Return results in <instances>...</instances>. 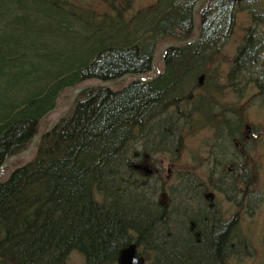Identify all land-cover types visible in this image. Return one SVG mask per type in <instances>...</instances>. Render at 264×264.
Here are the masks:
<instances>
[{
  "label": "trees",
  "instance_id": "trees-1",
  "mask_svg": "<svg viewBox=\"0 0 264 264\" xmlns=\"http://www.w3.org/2000/svg\"><path fill=\"white\" fill-rule=\"evenodd\" d=\"M133 1L86 0L80 5L70 0H0V167L30 146L40 121L57 109L58 100L66 92L87 80L112 81L126 74H144L149 66L143 56L154 53L159 40L188 38L186 31L181 32L183 38H178L171 28L192 27L191 16L198 0H159L154 5L157 12L139 15L134 20L125 17ZM204 5L211 13L210 22L201 27L199 40L181 52L188 57L186 64L191 62L197 73L218 56L214 51L220 49L215 44L228 42L227 29L233 25L236 14V5L222 0ZM206 15L202 13L203 19ZM142 21L153 27L145 32L146 29L136 26ZM250 36L253 37L252 33L246 38L247 47L236 57L231 75H258L252 81L264 94V72H257L255 60L258 56L242 65L252 53H264V41H260L263 39ZM173 63L158 80L145 86L132 82L125 93L97 89L80 94L69 118L40 140L31 162L22 168L23 163L16 164L10 176L0 182V264H65L73 250L86 258V264H116L118 250L127 246L131 230L148 247H154L151 254L155 258L159 255L156 264L168 261L164 256L171 246L162 242L160 234L150 236V214L154 207L164 210V204L161 199L152 202L150 194L138 192L137 185H133L135 178H121V173L128 170L139 178L147 176L143 170L132 168V163L144 159V148L153 138L150 133L145 136V127L154 123L165 107L158 98L150 102V88L158 91L163 86L160 93L167 98L176 89L175 84L182 89L179 66ZM168 76L175 77V81H169ZM97 93L105 100L92 99ZM87 98L90 99L85 101ZM169 100L175 105L173 99ZM197 109L199 114L208 113L198 106ZM202 121L209 124L206 119ZM228 121L220 122L227 133L222 128L221 137H232L242 122ZM133 131L142 135H133ZM220 148L216 151L213 147L210 152L225 172L219 182L232 192H239L237 188L244 186L245 178L232 179L228 164L237 167L235 172L242 171L237 165L240 156L233 155L228 160L229 153ZM187 182L208 190L209 183L202 180ZM214 183L218 182H211ZM124 188L134 193L133 200L126 201L134 203L129 210L122 203L124 199L121 202L113 195ZM186 199L183 196L176 204ZM193 200L198 202L199 211L196 207L185 223L190 228L194 221L198 222L199 239L183 240L173 249L176 259L189 260L187 264L201 262L207 257L204 253H212L210 250L220 251L223 237H215L218 228L214 221H204L210 216L201 209L207 207L198 199ZM193 200L189 204L193 205ZM145 202L153 206L147 209ZM115 203L120 207L113 208ZM153 237L157 239L153 241ZM136 245L141 247L140 240Z\"/></svg>",
  "mask_w": 264,
  "mask_h": 264
},
{
  "label": "bare ground",
  "instance_id": "bare-ground-1",
  "mask_svg": "<svg viewBox=\"0 0 264 264\" xmlns=\"http://www.w3.org/2000/svg\"><path fill=\"white\" fill-rule=\"evenodd\" d=\"M208 1L210 0H205L202 3L203 5H201L200 7L198 5L200 3V0H198L195 3L194 7L196 8L197 6V10H196V13L194 11L192 13V16H191L192 17L191 18L192 27L191 28L188 27L187 30L185 26H182L180 28L174 27V29L171 28V30L174 32L172 34L176 35L178 38H183V35H182L183 33L181 32L186 31L185 37L188 36L187 39L179 40L177 38H173V39L167 38V39H161L157 42L161 44L162 49H163L162 52L160 53L162 56L160 58L163 60V63H162L163 68L160 72H158V74L161 77L168 69V66L174 62L173 64L176 63L177 66H179L178 79L181 80V85H183L182 88L184 87L186 90H189L191 88H194L193 86H195V88H197L198 90H206L210 92L212 96H214V94L217 95V92H218V89L215 88L214 86L215 82L217 81L216 76L220 75L221 72L224 71L225 66L228 65L231 61V59H228V60L223 59L225 56L223 54L224 45H226L228 42L225 43V41L222 40L223 42H218L215 44V46L220 49V51L218 49L214 51V53L218 56L214 57V55H211L214 58L210 59L211 62L208 63V65L200 73H197V71H194L195 68L191 64V62H188L186 64V60L188 59V57L181 54V52L183 51L185 52V50H188V48L192 44H194L192 40L197 34V31L201 29L203 25H207L210 22L211 17L209 14L211 13H209V11L203 8L205 6L204 4H206ZM133 9L134 8L129 9L127 12H125L126 18L128 19L133 18L134 20V18L138 17L139 15L144 16L146 13H149V12L153 14L154 12H157L159 10L155 6H150L148 8L146 7L140 10L137 13L135 12L133 15H131V12H132L131 10ZM202 13L203 14L207 13L204 19H203ZM195 15L198 18H196ZM251 16H253L252 13H251ZM235 17H236V14H235ZM197 20L199 21V23L195 26V23L197 22ZM235 25H236V18L234 19L233 25L229 26V30L227 29V33L230 36L234 33V29L236 28ZM136 26L143 27L144 29H146L145 32H147L153 27L152 24L150 25L149 23H146L144 21H142V23L140 24L137 23ZM164 40H167L170 43L166 42L164 45H162V42ZM257 45L259 47L262 46V44H259V43H257ZM143 58H144V61L147 62L149 66L148 72H145L144 74H126L124 76L143 75L141 77H146L148 76V74L155 73L154 68L158 62L159 55H157L156 53H151L148 56H143ZM247 62H251V61L248 59L243 60L242 65L245 66L246 65L245 63ZM233 75L235 74H232L230 76L229 83L234 81ZM124 76H122L121 78H123ZM166 78H168L169 81L170 80L175 81L174 80L175 77L168 76ZM225 80L226 78L220 81L223 82ZM138 82H141V81H138ZM114 83L112 82V84ZM147 83H152V82H146V83L141 82L140 84L142 86H145ZM174 86H175L174 88L176 89L170 93L169 98H167L166 96H161L162 94L160 93V91H162L163 86H159L158 91L152 90V87L150 88V91H152L153 93V95L151 94L148 95L150 102H154L155 99L158 98V102L163 103L165 107L159 113L156 121L145 127L146 128L145 136L147 135V133H150L153 136V138L151 141H149L148 146L146 145V147L144 148L146 151L143 156L144 159L138 162L133 161L132 163L134 165L132 168H134L135 170L139 169V170L145 171V174L147 176H143V178L141 177L139 178L138 174L136 175L132 171H128V170H127L128 172L126 171V173L125 172L121 173V178L123 176L135 178L133 185L135 184L137 185V188H138L137 191L146 193L147 195L150 194V196L153 198L152 202L158 199L159 200L161 199V202L164 200V198L161 196L165 194V191L167 190V186L169 183H171L172 178H173V174L169 172V170L175 169L174 164L179 161V158L181 157V153L184 151L186 147L185 146L186 137H190L197 129L205 128L207 130V128L209 127V124L204 123L202 120L212 119L211 113H213L212 111L213 109L208 110V113L206 115L204 111L200 114L198 112L196 102L201 101V100L205 101V98L203 99V96H200V97H195V96L193 97L192 95L189 96L186 93H183L179 89L178 84H175ZM81 87L82 89H81L80 94H83L85 92H91L97 89H104V90L107 89L110 92L119 93V94L125 93L128 90V87L126 85L121 86V88L117 90H113L112 86L110 85V81H105V80H99V81H96L95 83H93L92 80H87L81 85ZM166 93L167 92H165L164 94ZM98 98L105 100L104 96H101L99 93L94 94L92 96V99L94 100ZM108 98L109 96H106V99ZM88 99L90 98H87L85 101H88ZM169 99H173L175 105L171 104V101ZM71 101L72 100H70L67 103L64 111L61 112L56 118H54L52 122L50 123V125L48 126V128H46L45 130H42L41 128L42 124L44 123L46 118H48L53 112H55V110L50 112L47 116H45V118H43L40 121L39 125L37 126V129H35V133L31 139L30 145H32L34 141L35 142L34 146H37L40 140H42L44 137L49 136L53 133L55 127L59 123H61V121L65 120L66 118H69L68 116L71 113L74 107V104H75V103L70 104ZM208 101L210 102V100ZM183 105L185 107H188L187 112H184ZM187 114H188V118L186 117ZM195 115L198 117L199 121H196L194 119ZM225 119H229V121L227 122L229 124L235 120L233 118H225ZM240 123L241 124L239 125L238 130H236L235 135L242 133V128L244 127V123L242 122ZM179 129L180 131L178 135L175 136L173 139H171L172 134ZM157 130L159 131L157 132L156 135H154ZM132 133L133 135L135 134L136 136L142 135L141 133L137 131H133ZM36 138L37 140H35ZM146 143L147 142H145V144ZM154 143H158L159 146H156V144ZM129 144L133 145L132 142H130ZM212 147L213 145L211 146V148ZM161 153H168L167 155L171 156L170 158L172 159V162L170 161L169 163H167L164 161V162H161L160 165H156V162L154 160L155 158L154 155H158ZM251 154L252 156H254L255 153L253 154L251 150ZM9 160H12V158H10ZM166 165H168L167 171L165 170ZM22 167H25V166H21V168ZM215 169H216L215 165H209L208 167L209 172H212ZM257 178L258 177H255V180ZM213 179H215L214 176H213ZM160 180H162V182ZM202 181H204V183H207V184L209 183L207 187L208 190H204L198 184H194V183L187 184L185 188L183 189L186 193L181 192V194L178 196L181 200L183 196L187 197L189 200L186 199L185 202L183 203L179 201L180 204L173 203L172 200L171 202L169 201L162 202V204H164V207H165L164 210L161 211V209L159 210L158 208L156 210L154 207V210H153L154 212H152L153 214H150V215H153L152 221L150 223V227H151L150 229H152L153 234H151L150 236H159L160 234L159 238L162 239V242L163 241L164 243L167 242L171 246V249L168 248V250L170 249L171 251H167V254L165 253L166 256H164L168 258V261L165 260L166 261L165 264H187V261L189 260L185 259V260L180 261L176 259L177 258L176 252L173 249H175L176 245L179 244V242L183 243V240L192 242V241L199 239L200 226L197 225L198 222L194 221L193 222L194 225H191L190 228H188V226L185 223L187 221V216L193 215L195 212L194 209H196V207H197L196 211H199L198 205L196 202H192L193 205L190 204L192 206L191 208L187 207L189 205L190 200H193V199H198L200 204L207 207L206 209H203V208L201 209L203 211H207L208 212L207 216L208 215L210 216V217H205L206 220L204 221L208 223H213L214 221L217 224L218 231L216 232L215 237L220 239L223 236L222 243H221L222 246L220 247V251L217 249L210 250L212 253H210L209 255L208 253H204L205 256L207 255V257L204 258V260H202L201 262L194 263V264H235V260L244 261L247 258H250L251 256H253L252 254L254 251L253 244H251L248 241L243 240L242 238L243 236L240 234L241 228L238 224H236L237 219L235 217L230 218L226 216V215H231L230 211H228L226 214H222L221 213L222 210L220 209L221 205L217 203L216 206H214L213 201L208 198L209 190L211 194H215L217 196H220V195L225 196V192L229 190V187L225 185L223 182L214 183L212 185L211 182L213 180H209V181L202 180ZM252 192L253 191H250L249 193H252ZM229 194H233V192L230 191ZM229 194H228V198L230 199ZM113 195H114V198L116 199L118 198L119 201L121 200V202L123 199L125 200V202L124 201L122 202L123 205H125V207L127 205L129 206V208L127 207L126 210H129L134 205V203L126 204L127 203L126 201L130 202L129 199L133 200L134 198V193H130L128 189L121 190V192L113 193ZM178 196L176 198L177 200L179 199ZM136 197L139 198V196L137 195ZM204 197H206V199ZM257 203H259V201L256 199L254 201V204H257ZM120 205L121 204L115 203L113 208H116V207L118 208L120 207ZM143 206L148 209V208H151L153 204L151 202H145ZM230 221L232 225H229ZM229 236L230 238H228ZM156 239L157 238L153 237V241H155ZM126 240H127V243H126L127 246L122 247L118 250V258H120L119 255L121 251L132 247L139 240H140V244H142L141 248L139 249L142 256L150 254L152 251V248H154L153 246H150V245L149 246L151 248L148 247V244H146V242L143 243V241L145 240L139 238V236L136 235L134 230L128 231V238ZM75 252L76 251L73 250L65 258V261L67 260L65 264H69V261L72 258V256L77 255ZM80 255L84 259L85 264H86V258L82 256V254ZM157 257L155 258L153 256L154 262L157 259H159V255ZM57 259H60L59 256Z\"/></svg>",
  "mask_w": 264,
  "mask_h": 264
},
{
  "label": "rangeland",
  "instance_id": "rangeland-1",
  "mask_svg": "<svg viewBox=\"0 0 264 264\" xmlns=\"http://www.w3.org/2000/svg\"><path fill=\"white\" fill-rule=\"evenodd\" d=\"M75 1L76 3L83 5L86 0H70ZM158 0H134L132 2V8L131 15H133L135 12H139L140 10L144 8H148L152 5H154ZM254 6V10L257 9V12L263 13L264 12V0H257L256 2H250V1H242L237 4V16H236V25L234 29V33L230 36L229 40L230 42L224 47L223 54L224 60L232 59L234 57H238L239 55V48H246L247 44L245 43V39L248 37L247 29H249V32L252 33L253 37L258 39H264V26L261 25V20H254L251 19V13H252V7ZM130 8V9H132ZM253 10V11H254ZM198 18V17H197ZM254 18V17H253ZM199 22V21H198ZM197 22V24H198ZM253 37L250 36L251 39ZM258 41V40H256ZM255 41V42H256ZM262 41V40H260ZM255 42L253 44H255ZM257 45V44H256ZM156 53L159 52L160 48H162L161 44L157 46ZM252 47H258L255 45H252ZM255 51V50H254ZM159 56L158 62L155 66V73H158L163 68V60ZM264 53L261 54L260 59L256 58V62H258L257 72L260 73V70L262 68L261 64L264 63ZM253 53L252 57L249 58L250 61L253 59ZM263 58V59H262ZM228 68V65L225 66L224 71H226ZM222 71V72H224ZM264 72V70H263ZM220 76H216L215 82V88H218L221 84L223 85L224 81L221 82L219 80ZM252 78L255 80L258 78V75L251 76V74L244 73L243 77V83H240L238 85V93L235 97V95L231 92H225L224 94H221L217 92V95L214 94L212 96L210 92L206 90H198L193 86L194 88H191L189 90H186L184 87L180 89L183 93H186L189 96H195L200 97L203 96V99L205 98V101H198L196 105L204 110L213 109L212 118L214 123L209 124L207 130L205 128H200L195 131V133L192 134L190 137H186V147L184 151L181 153V157L179 158V161L175 163L176 167L173 170V178L171 183L167 186V193L168 198L166 201L171 202V200L174 198L173 203H176L177 196L181 194V192H185L183 189L187 185L188 178L184 179L180 185L179 182H177V175L182 176L180 178H183V176L187 175L188 172H192L191 178L193 181H199V180H206V177L208 175V167L209 162H207L208 159H211L209 153L212 149V145H217V147L226 146V154L228 155V160H231L233 155H235L234 151L230 147V143L232 144L231 139L230 142L228 140L229 136L225 135L221 140H218V138H215V132L216 128L218 127L220 130H224L226 133L223 125L220 122L226 121L225 118H232L234 117V121L237 123L238 119L248 118L249 124L254 127L255 130L254 134H252V138L250 139L251 142H248V138L245 140L248 142V149L252 150L254 156V162H258L261 167L264 166V98L258 97L256 94L255 89L250 84V80ZM129 81H132V79H128L122 82H118L116 85L112 87L113 90H117L121 88V86H125L129 83ZM221 82V83H220ZM72 91L66 92L64 95L61 96V98L58 100L57 109L55 112H53L48 118L45 119L44 123L42 124V130H45L48 128L50 123L54 118H56L61 112L64 111L65 106L69 102ZM210 100V102L207 100ZM250 98V99H249ZM190 103V102H189ZM238 104H244V108L246 107V110L242 111L241 114L236 112V109L241 108ZM188 104V103H187ZM223 108H227L223 111ZM184 112L188 111V107H185L183 105ZM242 109V108H241ZM230 110V112H229ZM239 116V118H238ZM188 118V114L186 116ZM225 117V118H224ZM194 119L196 121L198 120V117L195 115ZM216 121V122H215ZM220 126V127H219ZM214 129V130H213ZM215 131V132H214ZM243 132V129H242ZM236 132H233V136ZM227 134V133H226ZM228 137V138H227ZM239 134L236 135L235 138H238ZM242 139V138H238ZM218 140V141H217ZM245 143V142H244ZM235 144L239 145V142H235ZM215 145V146H216ZM142 150V149H141ZM168 153H161L158 155H154V160L156 162V165H160L161 162H172L171 156L167 155ZM232 155V156H231ZM28 161L27 157H23L19 159V164L24 163ZM211 164V163H210ZM167 166L165 170L167 171ZM255 167V165H254ZM260 167V169H261ZM256 169V168H255ZM261 172L256 173V171H252L253 174L251 175V183L250 188L248 190L243 191L242 195H238L236 193L229 194L230 199L227 195H220L216 198L219 200L218 203H220V209L222 210V214H226L228 211H230L231 215H226L227 217H234L237 219V224L241 228V235L243 236V240L250 242L253 244L254 251L253 256L250 258H247L244 261H238L235 260V264H260L264 260V169L260 170ZM8 170H6L2 174V179L5 178L8 175ZM255 177H258L255 180ZM166 178V177H165ZM249 177L247 178V180ZM249 179V180H250ZM248 180V181H249ZM258 180V182H257ZM250 191H253L252 193H249ZM186 193V192H185ZM190 196V195H189ZM179 198V196H178ZM187 198V197H186ZM258 200L259 203L254 204L255 200ZM231 201V205H229ZM185 202V201H184ZM192 202H195L193 200ZM198 203V202H197ZM237 205V206H236ZM240 206V207H239ZM187 207L191 208V205L189 204ZM241 238V239H242ZM77 255H73L72 258L69 261V264H85L84 259L81 257V253L75 252ZM83 256V255H82ZM147 258H149L151 261H153V254H147ZM151 263V262H150ZM154 264H156L154 262Z\"/></svg>",
  "mask_w": 264,
  "mask_h": 264
},
{
  "label": "water",
  "instance_id": "water-1",
  "mask_svg": "<svg viewBox=\"0 0 264 264\" xmlns=\"http://www.w3.org/2000/svg\"><path fill=\"white\" fill-rule=\"evenodd\" d=\"M204 1L205 0H202L198 5L200 6ZM228 1H233V0H228ZM197 35H198V31H197ZM110 85H112V83H110ZM81 89H82V87L76 90V92H75L70 104H72V102L75 100V98L77 97V94L81 92ZM35 140H37V138ZM34 145H35V142L33 141L32 145H31V147H30V149L28 151H26L25 153L20 154L18 156H15L13 158V160H11L8 163H6L5 166H8V165L12 164V162L15 159L19 158L22 155L30 154V152L34 148ZM133 255H134V247H131L129 250H126L125 252L122 253L120 263L121 264H142V261L141 260H135Z\"/></svg>",
  "mask_w": 264,
  "mask_h": 264
}]
</instances>
